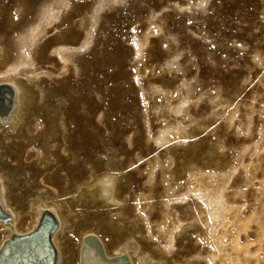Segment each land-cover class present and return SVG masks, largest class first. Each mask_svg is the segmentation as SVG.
Listing matches in <instances>:
<instances>
[{
    "label": "rangeland",
    "instance_id": "374dc122",
    "mask_svg": "<svg viewBox=\"0 0 264 264\" xmlns=\"http://www.w3.org/2000/svg\"><path fill=\"white\" fill-rule=\"evenodd\" d=\"M6 1L0 80L23 91L0 171L18 226L54 202L60 264L87 228L165 264H264V0ZM109 169L118 205L85 191Z\"/></svg>",
    "mask_w": 264,
    "mask_h": 264
},
{
    "label": "bare ground",
    "instance_id": "6f19581e",
    "mask_svg": "<svg viewBox=\"0 0 264 264\" xmlns=\"http://www.w3.org/2000/svg\"><path fill=\"white\" fill-rule=\"evenodd\" d=\"M2 88L6 89L5 92L2 91ZM8 90H11L13 94V105L7 113V104L11 96ZM22 91V85L14 79L6 78L0 80V123L8 125L12 129L18 122V115L20 108L22 107ZM116 183L117 176L113 169H109L96 176L90 184L85 186V191L87 194L95 196L96 199L101 202L118 205L121 202V199L116 195ZM0 208L3 213L8 215V217L10 216V221L0 220V249L3 247L6 240L12 237L28 234L34 230L40 221L42 214L45 212L56 217L59 228H61L63 224L58 206L54 202L37 199L34 203L30 204L27 227L22 228L18 226V213L8 203L5 177L1 171ZM3 213L2 215H5ZM56 235V233H53L51 239L53 245H55L57 249V259L55 264H60L62 252ZM134 238L135 237L131 235L122 238L114 243L108 250L106 243L99 232L95 228H87L83 230L78 237L75 257L76 262L77 264H165L164 257L154 256L149 249L144 248L142 244ZM24 247H26V243L20 245L21 249Z\"/></svg>",
    "mask_w": 264,
    "mask_h": 264
},
{
    "label": "water",
    "instance_id": "95a60500",
    "mask_svg": "<svg viewBox=\"0 0 264 264\" xmlns=\"http://www.w3.org/2000/svg\"><path fill=\"white\" fill-rule=\"evenodd\" d=\"M5 90L6 89H4V88H2V91H4L5 92ZM8 92L11 94V96H10V101L8 102V104H7V107H8V111H7V113L10 111V109H11V107H12V100H13V95H12V92H11V90H8ZM2 96V95H1ZM9 105V106H8ZM44 215L45 216H47V217H50V219H51V221H52V223H53V228H52V230H51V232L50 233H53L54 232V230H55V228H56V221L54 220V218L50 215L49 216V214L48 213H44ZM44 215L42 214V216L44 217ZM2 216V215H1ZM42 216H41V218H42ZM2 219V218H1ZM37 226V225H36ZM34 232V231H33ZM32 232V233H33ZM32 233H30L29 235H31ZM26 236H28V235H21V236H19V237H26Z\"/></svg>",
    "mask_w": 264,
    "mask_h": 264
}]
</instances>
